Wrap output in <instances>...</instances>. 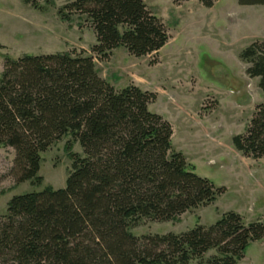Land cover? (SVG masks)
Segmentation results:
<instances>
[{
  "label": "trees",
  "instance_id": "16d2710c",
  "mask_svg": "<svg viewBox=\"0 0 264 264\" xmlns=\"http://www.w3.org/2000/svg\"><path fill=\"white\" fill-rule=\"evenodd\" d=\"M199 1L210 9L220 0ZM59 16L90 26L92 54L101 61L120 48L137 58L157 54L170 38L146 0H75ZM240 58L264 93V41ZM156 98L133 85L116 90L85 52L5 57L0 149L15 152L9 176L15 185L42 186V156L65 140L72 169L64 189L10 200L0 218V264H239L264 239V221L246 222L236 212L181 234H133L143 221H177L225 193L174 150L172 125L149 110ZM232 142L245 157L264 159V103ZM77 144L83 155L73 152Z\"/></svg>",
  "mask_w": 264,
  "mask_h": 264
},
{
  "label": "rangeland",
  "instance_id": "374dc122",
  "mask_svg": "<svg viewBox=\"0 0 264 264\" xmlns=\"http://www.w3.org/2000/svg\"><path fill=\"white\" fill-rule=\"evenodd\" d=\"M75 0H0V78L5 57L81 53L93 56L98 75L116 90L136 86L156 94L149 110L173 127V148L182 152L199 177L225 193L207 207L177 221H143L132 232L146 235L181 234L197 225L211 226L226 212L246 222L264 221V159L238 152L232 139L244 134L256 107L264 103L259 80L250 78L241 52L264 41V6H241L240 0H220L205 8L199 0H146L170 36L157 54L137 58L124 48L101 61L92 54L96 35L82 19L64 21L59 11ZM62 141L43 154L40 187L15 185L9 176L12 149H0V218L15 196L64 189L72 161ZM75 154L83 155L79 144ZM239 264H264V239L253 243Z\"/></svg>",
  "mask_w": 264,
  "mask_h": 264
}]
</instances>
